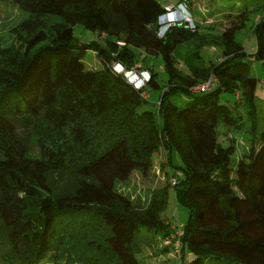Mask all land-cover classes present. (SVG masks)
I'll return each mask as SVG.
<instances>
[{
	"label": "trees",
	"instance_id": "trees-1",
	"mask_svg": "<svg viewBox=\"0 0 264 264\" xmlns=\"http://www.w3.org/2000/svg\"><path fill=\"white\" fill-rule=\"evenodd\" d=\"M12 2L27 16L14 28L18 45L0 44L2 261L146 264L135 256L139 233L162 238L170 232L159 215L169 184L139 205L113 183L133 171L146 175L160 143L182 161L185 176L171 187L174 199L188 209L179 237L181 252L186 248L193 255L188 264H264V122L258 126L257 79L248 66L250 60L264 62V14L251 28L256 46L247 55L235 39L245 12H217L230 24L217 35L181 19L160 33L158 18L166 5L157 0ZM174 4L192 18V0ZM200 13L198 20L207 12ZM74 24L97 30L104 44L73 43ZM189 42H196L194 49ZM203 45L220 48L207 65L197 52ZM130 46L161 55L166 83L156 111L162 125L141 109L145 99L139 92L111 69L113 62L126 69L142 66ZM87 50L96 53L101 68L83 67ZM149 72L147 84L157 87L156 73ZM209 75L213 88L191 90ZM223 91L236 93L249 124L248 145L235 163L233 138L224 146L216 141L219 121L227 125L225 134L240 132L243 123L220 103ZM176 94L188 96L182 106L172 101Z\"/></svg>",
	"mask_w": 264,
	"mask_h": 264
},
{
	"label": "rangeland",
	"instance_id": "rangeland-1",
	"mask_svg": "<svg viewBox=\"0 0 264 264\" xmlns=\"http://www.w3.org/2000/svg\"><path fill=\"white\" fill-rule=\"evenodd\" d=\"M177 0H157L160 5H170L179 7L174 4ZM194 5L189 9L191 20L194 23H200L199 31L209 32L212 34H220L230 26L227 20L219 13H230L232 15L239 12H245L247 19L244 26L236 31L235 39L243 46L247 55H252L255 51L256 41L254 33L251 31L252 26L264 14V0H192ZM202 13L206 15L198 20ZM182 12V11H181ZM208 12H211L208 14ZM219 12V13H217ZM184 13V11L182 12ZM186 14V13H185ZM27 16V13L19 8L12 0H0V44L18 45L14 28ZM182 21L183 18L181 16ZM159 21V19H158ZM162 27L160 31L164 30ZM72 42L73 43H88L95 42L103 45L104 39L97 30H87L79 24H74L72 27ZM44 44L40 42L36 47ZM196 42H189L187 47L194 49ZM134 60L142 64L155 74L157 87L146 83L144 91L146 93L145 102L142 103L141 109L151 111L156 116V122L162 125V117L157 115V103L163 86L165 85L166 75L162 67V58L160 54H151L146 52L141 47L130 46ZM198 54L203 65H207L211 61H215L220 56V48L217 45H203L198 48ZM82 63L84 68H101L99 57L92 50H87L83 57ZM137 64V63H136ZM249 73L255 77L256 84L254 89V106L258 118V126L264 122V62L259 60H250L248 63ZM143 67V68H144ZM188 96L184 94H176L172 98L174 104L182 106ZM219 101L230 108V114L233 116L240 115L242 121L245 116V108L240 103L236 102V93L223 91L219 94ZM248 122L243 121L240 132L226 130L227 125L219 121L216 125V141L224 146L233 138L235 143V151L231 155V162L235 163L243 149L248 145L246 134ZM231 134V136H229ZM33 149V147H32ZM34 150H36L34 148ZM152 167L146 175H141L138 171H133L129 178L125 181H115L113 188L122 194L130 197L132 201L139 205H144L152 194L153 190L168 182V190L166 203L159 215L161 219L167 220L170 225H184L188 218V209L179 204L173 196L170 182L179 183L185 176L181 169L182 161L174 152H169L164 149L160 143L156 151L151 156ZM141 250L135 256L139 261L146 264H188L193 255L186 248L180 254H175L169 248L166 251L161 250V234L147 232L143 229L139 233ZM150 239L149 244H145L146 239ZM0 264H6L0 258Z\"/></svg>",
	"mask_w": 264,
	"mask_h": 264
},
{
	"label": "built area",
	"instance_id": "built-area-1",
	"mask_svg": "<svg viewBox=\"0 0 264 264\" xmlns=\"http://www.w3.org/2000/svg\"><path fill=\"white\" fill-rule=\"evenodd\" d=\"M179 7H172V4L164 6V14L159 16V23L161 24L160 30L162 27L168 25H173L176 21L180 20L181 16L185 22L192 26V20L186 11L185 7L182 4H178ZM184 11V13L182 12ZM186 13V14H185ZM182 20V19H181ZM164 30L160 31L162 33ZM118 45H122L121 41L116 42ZM111 69L118 74H121L125 81L130 84L135 90L139 92L140 97L145 99L146 93L144 87L150 78V72L147 68H143L139 64H134L130 68L126 69L121 63L113 62L111 64ZM215 85V78L209 75L202 82L191 87L192 91H207L213 88ZM230 136V135H229ZM173 185V182H170ZM180 230L181 225H170V232L161 238V246L170 248L173 253L180 254L181 244H180Z\"/></svg>",
	"mask_w": 264,
	"mask_h": 264
}]
</instances>
